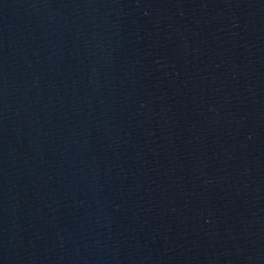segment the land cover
Masks as SVG:
<instances>
[{"label": "water", "instance_id": "obj_1", "mask_svg": "<svg viewBox=\"0 0 264 264\" xmlns=\"http://www.w3.org/2000/svg\"><path fill=\"white\" fill-rule=\"evenodd\" d=\"M0 264H264V0H0Z\"/></svg>", "mask_w": 264, "mask_h": 264}]
</instances>
